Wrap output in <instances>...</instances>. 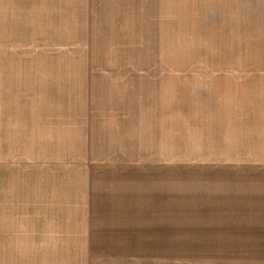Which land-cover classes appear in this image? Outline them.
<instances>
[{"label": "rangeland", "instance_id": "obj_1", "mask_svg": "<svg viewBox=\"0 0 264 264\" xmlns=\"http://www.w3.org/2000/svg\"><path fill=\"white\" fill-rule=\"evenodd\" d=\"M0 264H264V0H0Z\"/></svg>", "mask_w": 264, "mask_h": 264}]
</instances>
